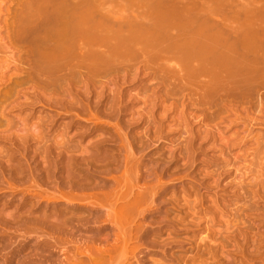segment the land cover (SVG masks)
<instances>
[{"label": "rangeland", "instance_id": "1", "mask_svg": "<svg viewBox=\"0 0 264 264\" xmlns=\"http://www.w3.org/2000/svg\"><path fill=\"white\" fill-rule=\"evenodd\" d=\"M57 1L59 0H0V36L8 41L11 38H9V34H14L12 35L14 37L17 34L16 32H20L25 25L27 28H32V26L36 25L35 23L39 24L38 22H41L42 19L49 18L48 16L55 8ZM107 5L109 6V4ZM106 8L108 9L109 7ZM4 21L8 24L7 29H5L6 23ZM18 22H21L20 25ZM27 28L25 27L24 29L26 30L24 31H27ZM13 43L14 48L11 46L10 52L7 53V59L10 58L8 62L12 64L10 67L13 68L15 63H19L20 60V65L27 71L21 79L11 76L13 77V83L12 81L8 83L11 87L16 81L24 80L23 78L26 77L27 72H31V58L29 53H27L29 50L27 45L29 44L22 41H13ZM35 78H37L35 79L37 82H34L36 83L35 85L40 86L41 89L44 80L42 81L41 78L38 80L39 77ZM102 80L105 81L104 79ZM39 81L41 82L39 83ZM76 82L78 83V81ZM139 82L145 84L147 81L140 80ZM34 83H30L33 84V89L36 87ZM38 83L42 84V86ZM177 83L175 82L176 86ZM28 84L26 85L28 86ZM33 89L31 91L32 94L29 91L28 93L30 94L26 92V98L29 100L24 101L23 99V103L27 102L25 104L29 105L26 106L24 104L23 108L21 106H19L20 108L13 107L14 109L9 111L11 112L9 113L11 114L9 118L11 117L10 119H13L12 121L14 122L4 125L6 122L2 121L6 120H1L3 117H0V124L3 125L2 127L5 126L4 129H1L7 131L6 136L4 135L5 139L0 137V264H91V258L96 257L98 252H103L104 249L107 250L106 246L112 251L115 249L113 252L111 251L114 257L127 253L126 256L129 261L136 264L137 262H135L134 258H143V264H178V262L180 264V260H182L181 264H264V192L261 191L260 194H236L233 192V185H227V183L231 180L233 181L232 178L236 174L233 170H230L231 168H228L229 171L223 169L227 162H225L226 160L223 162L222 158H227L228 156L226 155L225 157L223 154L221 157L222 153L219 143L213 144L212 140H207L208 142H206L202 138H197L194 141V146L192 145L195 148V153H193L194 155L191 154L195 162L190 157L191 159L186 162L188 164L191 160V163L188 166H184L186 162L182 163L184 162L182 161L183 157H179L180 152L175 147L179 140H182L183 137L187 138L189 135L184 132L180 134L184 130L175 131L174 128L177 124L174 123L172 125L171 118L163 122L158 120L155 125L159 127L160 124H163L165 128L162 129L161 143L156 148L150 144V146H145V151L139 150L140 152H137L139 154L138 158L145 156L143 161H141L142 158H139V161L142 162V166L147 171V166H151L149 163H154L155 165V163L164 159L165 161L163 160V162L165 164L175 158L174 162H169L171 163L169 167H166L167 164L164 165L163 162H160L161 164L159 163V165L163 168L166 167L165 169L169 176L172 174L171 171L174 174L173 169H175V174L179 170V176L183 174V179L182 176H180L182 180L179 179L177 181L175 178L177 182H171L168 191L159 196L157 195L158 197L155 196L156 198H153L155 206L152 201V203L149 202L152 198L150 197L147 201L146 197V202L153 205V208L152 206L144 205L147 216L142 212L144 209H140L141 206H139L144 203L135 205V207L139 206V209L137 207L136 209L141 210V214L143 213L142 216H139L141 214L135 210V215L140 217V219H136L132 216L134 214L130 213L133 205L131 207L129 204H131L135 196L137 197L135 194L137 191L128 192L131 180L127 181V183L123 182L128 179L123 173V171L125 172V163L123 162H125L126 145L122 140L127 135L124 140H137L133 142L137 147L142 141L138 140L143 138L144 135L142 134L145 131V124H142V120H140L138 115L142 102L137 99L132 100L128 95L136 92L142 94L144 88L142 90L139 83L126 85L124 89L129 94L123 100L124 103L122 102L124 108L113 116L106 115L105 107L97 106L98 100L95 97L87 99L73 94L70 96L74 98L73 100L71 99V105L69 97L70 101L67 98L64 101L63 99L60 101L59 98V101H57L56 98H53L54 102H50L48 99L53 97L51 94L52 97L48 94H41V91L34 93L40 89L38 91H33ZM251 89L255 91L256 86L251 87ZM49 90L52 91L53 87L50 86ZM253 90L252 95H248L249 99H247L246 95V99L253 103L251 112L254 114H251V121L246 122L245 126L243 124L237 125L238 129H244H239L241 132L237 129L239 133L235 130L237 126L233 127L234 129H230L235 132V139H241L244 133L247 132L246 137L250 139L248 145L246 144L247 148L255 144V140L253 142L255 138H251L249 133L252 132V135H256V133L261 132L264 139V125H260V123H257L258 121L256 122V119L258 120L262 117V113H259V100L256 98L258 94H255L257 91L254 92ZM262 92L264 93V91ZM253 98L256 102L253 101ZM75 99L77 100L75 101ZM28 101L32 103L30 104ZM49 103L50 105H48ZM254 109L257 110L254 111ZM258 114H260V118ZM256 115L257 117H255ZM6 125L12 126L6 127ZM247 125L251 126L248 127ZM194 126L195 130H204L202 125L195 124ZM245 127L248 128L246 129ZM7 128L8 130H6ZM116 128L120 129L116 130ZM222 128L227 129V125L226 127L222 126ZM170 129L172 130L170 131ZM230 130L227 133H230ZM232 132L230 134L234 136ZM182 134L188 136L186 137V135L183 136ZM176 138L179 139L177 140ZM243 139L245 140V138ZM3 140L6 141L4 142ZM211 143L213 146L218 145L216 146L218 148L215 147L213 150ZM174 148L177 150V152L175 150V156L172 154ZM245 149L244 147L243 150ZM168 156H171L170 158L172 159L170 160ZM156 158H161L162 160L157 159L158 161H156ZM245 162L248 163L250 161ZM145 164H147L146 168ZM242 164L247 165L245 163ZM154 165L152 164V166ZM228 165L229 163H227L226 167L230 166ZM231 167L233 168L232 163ZM218 169H220V172ZM184 171L188 176L185 175ZM215 171L217 177L213 175ZM227 172L234 176L229 178L230 174ZM167 174L164 177L165 180H167L166 177L170 179ZM106 175L109 176L107 177ZM238 175V179L241 178V173L240 177ZM218 177L223 183L220 182L221 184H218L219 181H217L215 184L216 180L219 179ZM164 179V182L168 181ZM149 180L148 182L151 183L152 180ZM168 182L170 183V181ZM216 185L219 186L215 191ZM225 185L226 187H224ZM172 196L175 197H173V201L176 202L171 201ZM138 199L136 198V200ZM166 199H170L169 201L171 202ZM140 200L141 198L138 202H141ZM160 201H164V205ZM166 201L168 204L165 203ZM174 203L176 204L174 205ZM172 204L176 208L172 207ZM125 205L130 209L128 211L125 209L126 213L129 212L130 217L132 216V218L134 217L138 220L137 222L134 220L133 225L134 223L136 225L142 219L143 223L136 225L137 227L139 226V230L142 229V233H140L142 237H140V234V238L138 237L139 232H134L137 234V241L129 234V231H132V229L129 230L132 219L130 220L129 216L127 218L126 214L122 215L123 212L121 211ZM144 206L142 207L144 208ZM134 208L132 209L133 211ZM133 211L131 212L134 213ZM144 216L145 218H141ZM124 218L129 220L130 226ZM162 218H168L164 220H168L170 223L166 224L167 221H160ZM144 221L147 224L153 221V226L151 222L150 227L142 225L146 224ZM157 221L162 222V225H155V223H159ZM133 225L131 228H133ZM141 225L144 228H140ZM134 228L136 229V227ZM127 229L128 233L126 232ZM121 232L127 234V238ZM135 234L133 237H135ZM128 238H132L134 241L127 240ZM155 240L159 241L158 245L162 246L156 247L155 244L157 242ZM147 242H150L148 246H146ZM151 242L155 243V246L152 244L154 246L153 250H151V247L153 248ZM162 242L164 244L169 242V248H167L168 246L165 247L166 244L164 247L167 249H165L163 247L164 244H161ZM161 247H163L162 250L166 251H161ZM135 248H138V251ZM134 249L138 255L142 252L141 256L144 257H138L134 253V255H131L130 251L132 252L133 250L134 252ZM149 249L151 250L150 252ZM211 253L214 254L212 255ZM106 257L108 258L107 255ZM131 257H133L134 262L130 259ZM149 257L152 258L150 259ZM151 260H155L157 263ZM188 260L189 262H187ZM140 264L142 263L140 262Z\"/></svg>", "mask_w": 264, "mask_h": 264}, {"label": "bare ground", "instance_id": "2", "mask_svg": "<svg viewBox=\"0 0 264 264\" xmlns=\"http://www.w3.org/2000/svg\"><path fill=\"white\" fill-rule=\"evenodd\" d=\"M107 4H109V6ZM106 7L109 8L107 9ZM48 17L49 18H44V20L42 19L41 22H38L39 24L35 23L37 26L31 25L32 28H27L25 25L28 30L24 31L26 29L23 27L20 32H16L17 34H15L14 37L12 36L14 34H9V38L13 37V39L10 38L8 41H6V38L0 36V117H3L1 120H6L2 121L6 122L4 125L14 122L12 121L13 119H10L11 117L9 118V115L11 116V114H9L11 112L9 111L19 106L23 108L24 104L27 103L23 102L29 100L26 98V94L28 91L31 93L33 89V84L30 83L37 82L35 81V79H37L35 77H39L38 80L41 78L44 82H42L43 86L39 84L41 81L38 83L42 86L41 89L40 86H36V83H34L36 87L33 91H36L38 87V90L40 89L39 91L37 90L38 92L34 93H39L41 91L40 93L43 95L51 94L53 97L50 95L52 98L49 97L48 101L54 102L53 98H56L57 101H59L58 98L60 101H62V99L64 101L66 98L67 100H69V98L73 100V96L70 97L73 94L87 99L95 97L98 100L97 106L105 107L107 113L105 114L110 116L115 115L117 112H121L124 108L122 102L129 94L126 93L127 91L125 92L124 87L128 84L139 83L142 90L144 88L143 93L136 92L128 96H130L132 100L137 99L142 102V106L140 110H138V115L140 116V120H142V124H145V131L142 134L144 136L142 139H138L142 140L138 147L133 143L137 140H124L127 135L122 140L126 145L125 162H123L125 163V172L123 171V173L128 179L123 182L127 183V181L131 180V185L128 183L130 185V190L128 192L137 191V193L135 192L137 197L135 196L131 204H129L131 207L133 205L134 208L135 205L144 203L139 206H141L140 209H144L142 212L145 213V206H152L153 208V198L168 191L171 182L174 183L179 179H183V174H180L182 179L179 176L180 172L178 166L176 167L178 176L175 174V169H173L174 174L173 171H171V176L167 174L165 168L170 166L171 163L169 162L172 161V158H170L171 156H168L171 161H166L167 163L165 164L167 165L166 167L164 166L165 168L159 165L164 159L156 158V161H158L157 159H161L162 161L155 163V165L154 163L150 164L148 162L151 166H147L146 168L147 164H145V168L148 169L147 171H145L144 166H142V162L139 161V158H142V156L138 158V153L144 150L145 146L147 147L152 144L151 146L154 148H156V146L159 147L164 126L160 124V126L157 127L155 123L158 120L161 122L169 120V118L172 120V125L175 123L177 124L176 127L178 126V129L176 127L174 128L175 131L184 130L181 131L180 134L184 132L189 135L185 134L186 137L188 136L185 138L183 137L185 136L183 133V136L181 135V137H183L182 140L176 143L177 146L174 144L176 146L175 148L180 152L179 157H183L182 161L184 162L182 163H185L187 160L189 161V159L193 157L192 155L195 153V148L192 147V145L197 138H202L206 142H208L207 140H212L213 144L219 143L221 149L219 150L222 153L221 157L223 154L225 157L226 155L228 156L222 159L223 162L226 160L225 162L229 163L230 166L228 165L229 167H226V163L223 169L229 171L231 168L230 170H233L236 174V176H234L232 173L234 176V178H232L233 181L229 180V183L226 182L227 185H233V192L236 194H260L261 191L264 192L263 134L260 132L256 133V135L253 134L255 135L253 136L252 132H248L251 138H255L253 139V142L255 140V144L247 148L248 146L246 147V144L248 145V142H250V139L246 137L247 132L244 133L241 139L239 138L240 140L236 138L237 141L235 139V132L230 130L234 129L237 125L240 126V124L245 126L244 124L246 122L251 121V114L253 113L251 112V108L253 107V103L247 99H249L248 95H252V90L255 88L251 89L253 86H256L255 91H253H257L255 94H258V97L253 94L259 100V106H257L260 112H258L262 113L261 118H264V93L262 92L264 91V0H59L56 2L55 8H53V11L50 12V16ZM5 23V29H7L8 24L7 22ZM13 41H22L23 43L26 42V44H29L27 45L29 50L26 52L29 53L31 58V72H27V78H23L24 80L14 81L15 84L11 87L8 85V83L13 80L11 76H16V79L18 77L21 79L27 71L20 65V60L19 63H15L13 68L10 67L12 64L8 62L10 58L7 59V53L10 52L11 46L13 47ZM74 61L75 63H73ZM140 80H146L147 82L142 84L139 82ZM76 81H78V83ZM28 82H30V86ZM175 82L180 84L177 83L176 86ZM26 84H28V86ZM50 86L53 87L52 91L49 90ZM194 86L196 89L193 88ZM250 89L251 91H249ZM246 95L248 97L247 99ZM72 100L68 102L71 104ZM76 100L77 99H75V101ZM254 100L253 98V101ZM28 102L30 103V101ZM25 105L27 106L29 104ZM48 105H50V103ZM256 110L254 109V111ZM259 115L260 114H258V116ZM255 117H257V115ZM261 118L258 120L256 119V122L258 121L257 123L264 125V119L262 120ZM114 119L116 120V118ZM260 120L262 121L259 122ZM195 124L202 125V127L204 126V130H195ZM7 125L6 127L12 126ZM226 125L227 129L225 128V130L222 126L226 127ZM2 126L3 125L0 126V129L5 128V126ZM116 126L118 127V125ZM238 126L235 128L236 132ZM117 129L119 130L120 128H116V130ZM172 129H170V131ZM1 130L0 137H4L3 139H5L7 131ZM6 130H8V128ZM228 130H230V133L232 132L234 136L227 133ZM242 138H245V140H242ZM3 141L5 142L6 140ZM174 142H176V140H174ZM254 145L256 146L254 147ZM216 146H213V150ZM244 147L246 148L245 150H243ZM175 148L172 151L173 155L176 154ZM215 150L217 151V149ZM173 155L172 157L175 156ZM143 158H145V156H143ZM143 158L140 160L143 161ZM174 159L175 158H173L172 162H174ZM245 161L250 162L247 163ZM187 162L183 165L188 166L191 160L188 164ZM231 163L233 164V168L231 167ZM242 163L247 165L250 163V165L247 166ZM152 164L154 166H152ZM218 170L220 172V169ZM227 173L230 174L229 172ZM240 173L241 178L238 179L237 174L240 175ZM166 174L170 177V179L166 177L170 183L164 179ZM173 175L176 176L174 177ZM185 175L188 176L186 173ZM213 175L217 177L216 171ZM130 176L131 178H129ZM233 176L230 174L229 178ZM175 178L177 181H175ZM184 178L186 177L184 176ZM149 179L155 182L151 181L150 183L148 182ZM163 179L167 182H164ZM217 181H219L218 184L222 182L219 178L216 182L214 181L215 184ZM218 186H215V191ZM224 187H226V185ZM138 195L140 196L139 199L141 198V202H138ZM146 197L147 201L150 197L152 198L149 202L152 201L153 205L146 202ZM173 197L174 196L171 197V201L175 198ZM136 198L138 200H136ZM166 200L171 202L169 201L170 199ZM167 201L165 203H167ZM160 203L163 204L164 201H160ZM162 204L160 205L162 206ZM175 204L176 203H174V205ZM127 205L123 206L121 212H123L122 215L126 214L127 216H125L128 218L130 214L129 212L126 213L125 209L128 211L131 207L128 205L130 207V209H128L129 207ZM142 206H144V208ZM136 207L134 211L132 208L130 213L134 214L132 216L136 219H140L139 216H142L143 213L141 214V210H138V207V209H136ZM150 207L149 210L151 211ZM158 207L160 206L158 205ZM172 207H174L173 204ZM135 210L141 215L137 217L135 215ZM146 214L147 213H145V216H147ZM132 216L130 217V220L132 219L130 221V223L132 222L131 226L134 220H136L134 217L132 218ZM145 216L141 218H145ZM125 218L124 220L126 221L127 219ZM164 219L168 218H162L160 221ZM137 221L138 220L135 222ZM139 221V224L143 223L142 219ZM166 221V224H168L169 221ZM126 222L129 223V220ZM144 222L146 223V221ZM150 222L149 224L146 223L142 225L151 226L153 221ZM162 222L154 223L155 225L160 224L161 226ZM134 225L133 228L128 226L130 228L128 229H132L133 232L129 231V234L137 241V234L135 233L139 232V237V234L142 233V229L139 230V226L137 227ZM134 227H136V229ZM142 228H144V226ZM132 233L135 234V237H133L134 234L132 235ZM122 234L127 238V234ZM140 237H142V235ZM132 238H128L127 240H133ZM153 239L155 238L153 237ZM127 240L125 239V241ZM155 242L157 241L155 240ZM149 243L147 242L146 246H148ZM152 244L151 242V245ZM158 244L159 241L155 244L156 247L162 246ZM161 244H164V242ZM166 244H164L163 247L165 245V247H167L169 242ZM154 246L153 248L151 247V250L154 249ZM163 247H161V251H164V249L162 250ZM105 248L107 250L104 249L103 252L101 251L103 255L100 254L101 252H98L100 255L97 253L96 257L93 259L91 258V264H122L123 262V264H136L129 261V258L126 256L127 253L114 257L112 252L115 249L112 251L107 246ZM167 248H169V246ZM135 249L134 252L133 250L132 252L130 251V253H132L131 255L137 254ZM137 249L136 251H138ZM155 249L157 250V248ZM151 250L149 249V252ZM140 253L142 254V252ZM141 254H137V256L140 257ZM132 258L133 257L130 259ZM134 259L137 264H140V262L142 264L144 263L142 262L143 258ZM151 261L154 262L155 260ZM180 261L182 262V260ZM187 262H189V260Z\"/></svg>", "mask_w": 264, "mask_h": 264}]
</instances>
